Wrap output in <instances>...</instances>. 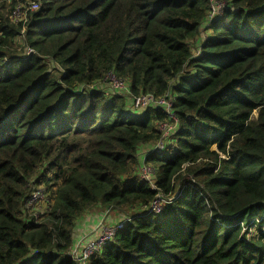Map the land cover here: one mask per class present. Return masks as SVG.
Wrapping results in <instances>:
<instances>
[{"label":"trees","instance_id":"1","mask_svg":"<svg viewBox=\"0 0 264 264\" xmlns=\"http://www.w3.org/2000/svg\"><path fill=\"white\" fill-rule=\"evenodd\" d=\"M108 76L131 96L97 89ZM145 94L178 119L145 159L157 191L138 154L167 114L133 111ZM50 183L36 220L27 200ZM158 193L175 198L148 213ZM107 210L129 220L88 264H264V0L0 3V264H80V220Z\"/></svg>","mask_w":264,"mask_h":264},{"label":"built area","instance_id":"2","mask_svg":"<svg viewBox=\"0 0 264 264\" xmlns=\"http://www.w3.org/2000/svg\"><path fill=\"white\" fill-rule=\"evenodd\" d=\"M39 9L40 3L38 1H28L26 4L21 5L17 7L16 10L12 11L9 19L13 24L17 25L21 23L25 25L30 20L29 15L37 12ZM26 54H34V51L31 49H27ZM104 83H111L113 89L115 90V93L131 96L130 84L124 80H119L114 76H108L104 80ZM172 106L173 98L169 94H166L162 97H157L153 94H145L132 98L131 109L135 112L144 111L151 107L160 110L162 109L167 114V120L157 125V129L161 133V139L155 144H150L149 149L146 150L142 156H139L141 165L138 175L143 181L149 182L154 191H157L156 172L153 168L145 163V159L149 154L152 153L162 154V152L166 150L171 136L175 134L178 128V119L173 112ZM51 186L52 184L50 183L48 187H46L45 185H41L39 187L33 188L31 195L27 200L26 209L28 210L30 216H34L36 220H38L40 216L48 214V212L50 211L51 190L49 189V187ZM174 198L175 194L170 198H166L158 193L156 198L150 205V212H154L155 214L160 213L164 204L171 203ZM39 209L41 210V212H38ZM128 220L129 218L125 221L120 222L116 226H111L106 224L105 222H102L97 229L99 231L98 237L86 244V246L80 253H78V250L74 251V254L76 256L75 260L80 264H88L91 257L97 253H100L101 250L110 241L113 240L115 235L121 229H123L125 223Z\"/></svg>","mask_w":264,"mask_h":264},{"label":"rangeland","instance_id":"3","mask_svg":"<svg viewBox=\"0 0 264 264\" xmlns=\"http://www.w3.org/2000/svg\"><path fill=\"white\" fill-rule=\"evenodd\" d=\"M12 2V0H0V3H5L7 6L10 5ZM21 5H24L25 3H20ZM19 5V4H17ZM220 6V5H219ZM10 15V14H9ZM8 15V16H9ZM18 49H19V46H18ZM18 52V51H17ZM19 53V52H18ZM101 89V90H104L105 93L107 94H111V93H115L114 89H113V86L111 83H102L101 85H99L97 87V89ZM46 187H48L47 185H45ZM52 193V191L50 192V194ZM41 207V206H40ZM44 209V208H43ZM38 212H41V210L39 209ZM148 213H150V210H148ZM133 214V213H132ZM106 215H108L107 217V223H112V222H116L118 220V222L114 225H111V226H116L117 224H119L120 222L122 221H125L126 219H128L129 217L127 216H123L124 214L120 211H117V210H107L106 212ZM110 215V216H109ZM95 216L98 217L97 214H95Z\"/></svg>","mask_w":264,"mask_h":264},{"label":"crops","instance_id":"4","mask_svg":"<svg viewBox=\"0 0 264 264\" xmlns=\"http://www.w3.org/2000/svg\"><path fill=\"white\" fill-rule=\"evenodd\" d=\"M149 149V146H146V147H143L140 152H139V156H142L143 153ZM89 216V215H88ZM88 216H86L85 218H88ZM108 215H105L104 218L102 219V221L98 224V226L104 222V220H107V217ZM85 218L83 219V221L80 220V226H79V234L80 235H83V237H89V240L91 239H95L97 237V234H98V226H96L97 224V218H92V220H90L89 224L85 227L84 226V222H85ZM93 224V226H92ZM91 229V230H90ZM94 230V231H93Z\"/></svg>","mask_w":264,"mask_h":264}]
</instances>
